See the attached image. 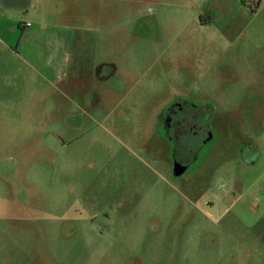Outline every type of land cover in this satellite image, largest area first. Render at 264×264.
<instances>
[{"label":"rangeland","instance_id":"374dc122","mask_svg":"<svg viewBox=\"0 0 264 264\" xmlns=\"http://www.w3.org/2000/svg\"><path fill=\"white\" fill-rule=\"evenodd\" d=\"M39 11L77 78L0 130V264H264V0ZM189 95L215 137L175 177L158 114Z\"/></svg>","mask_w":264,"mask_h":264},{"label":"crops","instance_id":"0c3cea01","mask_svg":"<svg viewBox=\"0 0 264 264\" xmlns=\"http://www.w3.org/2000/svg\"><path fill=\"white\" fill-rule=\"evenodd\" d=\"M39 3L0 0V116L8 117L1 131L7 129L10 117L40 109L45 94L50 89L59 91L64 79L73 86L77 78L69 75L71 28L47 23Z\"/></svg>","mask_w":264,"mask_h":264},{"label":"flooded vegetation","instance_id":"af4514ba","mask_svg":"<svg viewBox=\"0 0 264 264\" xmlns=\"http://www.w3.org/2000/svg\"><path fill=\"white\" fill-rule=\"evenodd\" d=\"M259 3V2H258ZM246 86L257 85L258 79L250 75L247 76ZM260 80V79H259ZM260 89L263 83H260ZM263 87V86H262ZM258 89V88H257ZM259 89V90H260ZM215 101L208 98L196 102L191 95L175 97L165 108L163 113L158 114V123H162V136L168 142L171 150V165L174 175V164L185 166L183 175L193 164L194 155L201 154L204 146L214 138L212 132L211 119L215 116ZM158 130V131H159ZM243 147L249 148L250 143H243ZM241 147L240 152L244 151Z\"/></svg>","mask_w":264,"mask_h":264},{"label":"water","instance_id":"95a60500","mask_svg":"<svg viewBox=\"0 0 264 264\" xmlns=\"http://www.w3.org/2000/svg\"><path fill=\"white\" fill-rule=\"evenodd\" d=\"M186 167L185 166H179L177 164H174V175H180L185 171Z\"/></svg>","mask_w":264,"mask_h":264}]
</instances>
